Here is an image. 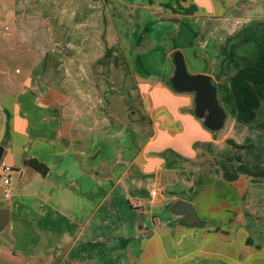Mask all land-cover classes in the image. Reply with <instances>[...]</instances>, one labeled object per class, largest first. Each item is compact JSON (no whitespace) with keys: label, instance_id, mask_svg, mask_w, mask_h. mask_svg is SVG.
<instances>
[{"label":"crops","instance_id":"crops-1","mask_svg":"<svg viewBox=\"0 0 264 264\" xmlns=\"http://www.w3.org/2000/svg\"><path fill=\"white\" fill-rule=\"evenodd\" d=\"M179 2L195 11L0 2V162L13 168L4 199L0 167V261L264 264V179L222 168L264 172V0ZM176 51L211 77L220 130L169 86ZM178 200L202 225L172 213Z\"/></svg>","mask_w":264,"mask_h":264},{"label":"water","instance_id":"water-1","mask_svg":"<svg viewBox=\"0 0 264 264\" xmlns=\"http://www.w3.org/2000/svg\"><path fill=\"white\" fill-rule=\"evenodd\" d=\"M175 66L174 74L170 78L171 88L177 92L194 93V113L202 119L204 126L211 131L220 130L226 118L223 108L216 98V87L211 77L205 74L192 75L186 71L184 60L179 51L173 54ZM3 147L0 146V160ZM175 215L182 216V223L188 226L198 225L200 222L192 208L191 203L178 200L171 209ZM9 211L0 209V232L7 226Z\"/></svg>","mask_w":264,"mask_h":264},{"label":"trees","instance_id":"trees-1","mask_svg":"<svg viewBox=\"0 0 264 264\" xmlns=\"http://www.w3.org/2000/svg\"><path fill=\"white\" fill-rule=\"evenodd\" d=\"M170 1H175L176 4L179 6V10L178 11H181L180 13L184 14V15H187V14H192L194 11H195V8L193 6H190L188 8H182L180 5H179V1L180 0H170ZM163 7H165L166 9H169L171 10L172 12H177L173 7L172 5L170 4V2L166 3V4H163L162 5ZM109 52H110V49H107L106 50V56L109 55ZM169 84V82H168ZM170 86V84H169ZM227 143L232 146L233 148H238V149H244V150H248L251 148V144H248V145H238L236 144L234 141L232 140H227ZM223 168V178L227 181H233V180H236L238 175L239 174H243V175H248V176H251V177H260V178H263L264 179V172L263 171H260V172H252L247 166L245 165H238L236 167V170L233 172V173H230L224 166H222ZM200 225H202V223L200 222L199 223Z\"/></svg>","mask_w":264,"mask_h":264},{"label":"built area","instance_id":"built-area-1","mask_svg":"<svg viewBox=\"0 0 264 264\" xmlns=\"http://www.w3.org/2000/svg\"><path fill=\"white\" fill-rule=\"evenodd\" d=\"M1 167V183L3 186V198L8 199L11 195L10 184H11V173L13 168L3 162H0ZM151 195H155V192L152 191Z\"/></svg>","mask_w":264,"mask_h":264},{"label":"rangeland","instance_id":"rangeland-1","mask_svg":"<svg viewBox=\"0 0 264 264\" xmlns=\"http://www.w3.org/2000/svg\"><path fill=\"white\" fill-rule=\"evenodd\" d=\"M2 1H5V2H8V0H0V2H2ZM57 1V0H56ZM58 2H60V4H63L64 2H66V3H68V4H72L73 2H74V0H68V1H65V0H61V1H59L58 0ZM150 2V1H149ZM148 2V3H149ZM1 19H4V18H2L1 17ZM5 45H7V44H5ZM168 45H170L169 43H168ZM249 150V149H248ZM247 150V151H248ZM197 180H201V177H197L196 178V185H197V187L199 188L200 187V182H197ZM0 194H2V191H1V189H0ZM10 257V256H9ZM8 258V257H7ZM0 264H11V263H8V261H0Z\"/></svg>","mask_w":264,"mask_h":264}]
</instances>
